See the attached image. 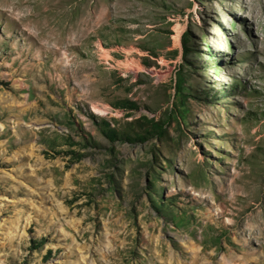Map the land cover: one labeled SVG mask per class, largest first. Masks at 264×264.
<instances>
[{
	"label": "rangeland",
	"instance_id": "374dc122",
	"mask_svg": "<svg viewBox=\"0 0 264 264\" xmlns=\"http://www.w3.org/2000/svg\"><path fill=\"white\" fill-rule=\"evenodd\" d=\"M0 264H264V0H0Z\"/></svg>",
	"mask_w": 264,
	"mask_h": 264
},
{
	"label": "bare ground",
	"instance_id": "6f19581e",
	"mask_svg": "<svg viewBox=\"0 0 264 264\" xmlns=\"http://www.w3.org/2000/svg\"><path fill=\"white\" fill-rule=\"evenodd\" d=\"M94 111H95V112H98V113H99V112H102L100 109H98V108H96V107H94Z\"/></svg>",
	"mask_w": 264,
	"mask_h": 264
}]
</instances>
